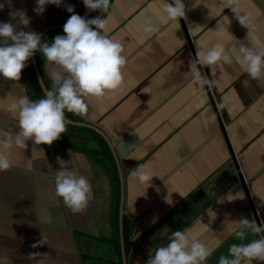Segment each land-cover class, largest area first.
<instances>
[{
	"label": "crops",
	"instance_id": "obj_1",
	"mask_svg": "<svg viewBox=\"0 0 264 264\" xmlns=\"http://www.w3.org/2000/svg\"><path fill=\"white\" fill-rule=\"evenodd\" d=\"M0 2L6 4L0 21L9 20V11L24 10L31 18L24 30L49 42L63 34L72 14L63 5H48L37 16L34 0ZM226 2L185 0V17L168 21L163 0H111L107 30L124 45V83L104 97L89 96L83 116L66 113V132L51 145L28 140L26 149L10 150L12 167L0 172L5 264H145L151 251L167 243L159 236L165 226L169 234L186 228L191 239L214 249L207 264H218L230 244L247 242L225 239L231 221L264 225V85L235 62L211 69L197 64L208 79L202 89L189 74L202 47L224 44L234 57L240 44L264 52V0H239L235 12ZM64 4L86 18L101 15L82 0ZM146 15L154 18L150 34L144 32ZM236 15H247L254 30L241 26ZM34 57L43 87L51 89L47 73L53 66L40 53ZM41 93L32 58L19 82L0 78V140L17 134L12 100L21 94L38 100ZM58 156L72 160L69 167L92 185L82 213L55 195ZM138 164L155 174L149 185L131 175ZM107 239L112 258L93 255V241Z\"/></svg>",
	"mask_w": 264,
	"mask_h": 264
},
{
	"label": "clouds",
	"instance_id": "obj_2",
	"mask_svg": "<svg viewBox=\"0 0 264 264\" xmlns=\"http://www.w3.org/2000/svg\"><path fill=\"white\" fill-rule=\"evenodd\" d=\"M34 3L33 11L37 16L43 15L48 5H63L72 14L63 24V34L55 35L51 42L43 40L36 31L24 30L31 22L24 10L9 11V20L0 21V78L19 82L22 70L37 52L45 65L54 68L47 73L51 89L43 87V78L39 81L44 92L42 98L32 100L21 94L10 103L9 110L18 121L17 134L11 139L0 140V172L12 167L9 158L12 148L26 149L28 140L36 145H51L66 132L69 124L66 113L83 116L88 110L86 100L89 96L104 97L124 83L123 69L127 63L124 45L107 30L111 0H82L89 12L101 13L94 18H86L87 13L85 16L76 14L74 6L64 4V0H34ZM238 3L239 0H227L226 7L235 12L233 5ZM5 6V2H0V10ZM186 8L185 0H163L162 12L168 21L184 18ZM236 19L247 31L254 30L255 24L247 15H236ZM154 30V24H145V33ZM238 51L239 55L234 57L224 44L202 47L197 52L196 63L189 68V74L202 89L208 79L198 70L197 64L211 69L235 62L243 74L264 85V52L244 44H240ZM56 159L59 169L54 177L55 195L73 213L84 212L92 198L88 177L69 167L72 160L59 156ZM131 175L144 185H149L155 176L147 164H138ZM230 223L231 229L225 239L247 242L230 244L227 255L221 254L218 264H264V225L249 218ZM138 236L136 233L133 240ZM159 236L166 238L167 243L151 251L145 264H207L214 251L201 240L191 239L186 228L169 234L165 226ZM249 236L254 238L249 239ZM223 243L220 240L217 246ZM0 264H5V258H0Z\"/></svg>",
	"mask_w": 264,
	"mask_h": 264
},
{
	"label": "rangeland",
	"instance_id": "obj_3",
	"mask_svg": "<svg viewBox=\"0 0 264 264\" xmlns=\"http://www.w3.org/2000/svg\"><path fill=\"white\" fill-rule=\"evenodd\" d=\"M118 173V172H117ZM105 239V238H104ZM106 241V242H105ZM97 243H101V245L103 246H97ZM109 245V240H104L99 242V240H94L93 241V245H91V249L90 251L92 252L93 255L95 256H99V257H103V258H112V254L111 252H108V249H106L105 247ZM102 264V263H101ZM105 264V262L103 263Z\"/></svg>",
	"mask_w": 264,
	"mask_h": 264
},
{
	"label": "trees",
	"instance_id": "obj_4",
	"mask_svg": "<svg viewBox=\"0 0 264 264\" xmlns=\"http://www.w3.org/2000/svg\"><path fill=\"white\" fill-rule=\"evenodd\" d=\"M37 54H39V52L35 54L36 57H37ZM31 68H32V67H31ZM32 70H33V68H32ZM33 71H34V70H33ZM41 94H42V93H41ZM42 97H43V94H42L41 98H42ZM124 221H125V220H124ZM124 223L127 224V222H124ZM131 227H132V225L129 224L128 227H127V229L124 228V229H123V234H125L124 232H125L126 230H128V234H129V232H130V230H131ZM125 237H126V235H125Z\"/></svg>",
	"mask_w": 264,
	"mask_h": 264
},
{
	"label": "water",
	"instance_id": "obj_5",
	"mask_svg": "<svg viewBox=\"0 0 264 264\" xmlns=\"http://www.w3.org/2000/svg\"><path fill=\"white\" fill-rule=\"evenodd\" d=\"M32 63H33V66H34L35 70L37 71L38 80L40 81L41 78H40V75L38 73V67H37V63H36L35 57L32 58Z\"/></svg>",
	"mask_w": 264,
	"mask_h": 264
},
{
	"label": "snow or ice",
	"instance_id": "obj_6",
	"mask_svg": "<svg viewBox=\"0 0 264 264\" xmlns=\"http://www.w3.org/2000/svg\"><path fill=\"white\" fill-rule=\"evenodd\" d=\"M145 19L147 20V22L149 23H153L154 22V18L151 15H146Z\"/></svg>",
	"mask_w": 264,
	"mask_h": 264
}]
</instances>
